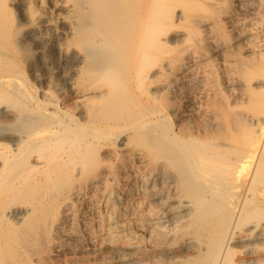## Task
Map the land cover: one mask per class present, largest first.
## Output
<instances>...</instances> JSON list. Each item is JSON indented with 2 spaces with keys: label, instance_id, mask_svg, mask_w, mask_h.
Returning <instances> with one entry per match:
<instances>
[{
  "label": "bare ground",
  "instance_id": "bare-ground-1",
  "mask_svg": "<svg viewBox=\"0 0 264 264\" xmlns=\"http://www.w3.org/2000/svg\"><path fill=\"white\" fill-rule=\"evenodd\" d=\"M0 264H264V0H0Z\"/></svg>",
  "mask_w": 264,
  "mask_h": 264
}]
</instances>
